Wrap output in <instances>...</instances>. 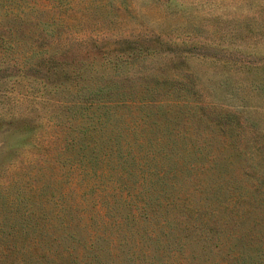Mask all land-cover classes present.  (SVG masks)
I'll return each instance as SVG.
<instances>
[{
    "label": "rangeland",
    "instance_id": "obj_1",
    "mask_svg": "<svg viewBox=\"0 0 264 264\" xmlns=\"http://www.w3.org/2000/svg\"><path fill=\"white\" fill-rule=\"evenodd\" d=\"M0 264H264V0H0Z\"/></svg>",
    "mask_w": 264,
    "mask_h": 264
}]
</instances>
